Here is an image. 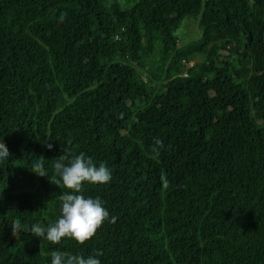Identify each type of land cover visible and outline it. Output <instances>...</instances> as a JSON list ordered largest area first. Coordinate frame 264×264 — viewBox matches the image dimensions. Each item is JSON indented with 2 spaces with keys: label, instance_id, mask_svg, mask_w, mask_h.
<instances>
[{
  "label": "trees",
  "instance_id": "1",
  "mask_svg": "<svg viewBox=\"0 0 264 264\" xmlns=\"http://www.w3.org/2000/svg\"><path fill=\"white\" fill-rule=\"evenodd\" d=\"M263 34L264 0H0V264H264ZM69 152L112 169L83 195L116 222L83 246L12 237L58 220L69 190L33 171Z\"/></svg>",
  "mask_w": 264,
  "mask_h": 264
},
{
  "label": "clouds",
  "instance_id": "2",
  "mask_svg": "<svg viewBox=\"0 0 264 264\" xmlns=\"http://www.w3.org/2000/svg\"><path fill=\"white\" fill-rule=\"evenodd\" d=\"M67 13H61L59 22L63 23ZM48 150L53 148L52 143H47ZM165 148L162 140L154 139L152 153L154 157H159L162 149ZM11 155L5 143L0 141V163L8 160ZM53 175L50 177L42 162L34 165L33 171L37 176H48L51 183L62 185L69 191L63 192L60 197V216L55 223L47 227L40 224H33L30 228H25L20 219H15L11 225L12 237L19 239L21 233L31 232L42 241H48L53 245L60 244L64 238H70L83 246L97 234L105 221L115 223L116 216H110L109 211L104 207L103 200L96 196L85 197L84 182L91 185H107L112 179V169L104 162L96 163L84 152L79 154H60L53 164ZM58 177V179H56ZM163 189H168L170 182L166 175L160 177ZM2 191V190H0ZM2 199V196H0ZM102 255L97 251L94 255L87 257L83 255H73L64 251H53L51 253V264H101L98 257Z\"/></svg>",
  "mask_w": 264,
  "mask_h": 264
},
{
  "label": "rangeland",
  "instance_id": "3",
  "mask_svg": "<svg viewBox=\"0 0 264 264\" xmlns=\"http://www.w3.org/2000/svg\"><path fill=\"white\" fill-rule=\"evenodd\" d=\"M119 3L123 4L124 1L126 0H118ZM177 36H178V41L177 45H182L187 42H189L192 39H195L198 37L200 30L198 29L197 21L193 19H189L188 17H185L177 30L175 31ZM157 48V42H155L154 46V51L152 55L149 57L148 61H153L150 65V69L155 70L156 65L158 64L157 62V57H158V51H155ZM201 59L200 56L196 55L191 60H189L186 64L189 65L192 62L199 61Z\"/></svg>",
  "mask_w": 264,
  "mask_h": 264
},
{
  "label": "water",
  "instance_id": "4",
  "mask_svg": "<svg viewBox=\"0 0 264 264\" xmlns=\"http://www.w3.org/2000/svg\"><path fill=\"white\" fill-rule=\"evenodd\" d=\"M263 42H264V34H263Z\"/></svg>",
  "mask_w": 264,
  "mask_h": 264
}]
</instances>
